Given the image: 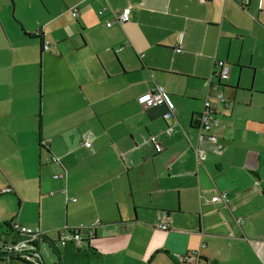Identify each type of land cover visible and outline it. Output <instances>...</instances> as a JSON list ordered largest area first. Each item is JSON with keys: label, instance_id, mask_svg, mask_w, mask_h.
Wrapping results in <instances>:
<instances>
[{"label": "crops", "instance_id": "crops-1", "mask_svg": "<svg viewBox=\"0 0 264 264\" xmlns=\"http://www.w3.org/2000/svg\"><path fill=\"white\" fill-rule=\"evenodd\" d=\"M215 60L231 66L218 140L199 143ZM157 85L169 118L138 100ZM5 187L0 238L13 220L39 228L38 264L41 245L53 264H264V0H0ZM67 227L94 234L61 245Z\"/></svg>", "mask_w": 264, "mask_h": 264}, {"label": "built area", "instance_id": "built-area-1", "mask_svg": "<svg viewBox=\"0 0 264 264\" xmlns=\"http://www.w3.org/2000/svg\"><path fill=\"white\" fill-rule=\"evenodd\" d=\"M75 7L72 8V15L76 16ZM105 8L102 7L99 10V14H104ZM112 19L107 22V25H111L114 22L118 23H125L131 19V7L128 6L124 8L120 12H116L112 14ZM49 41L43 42V49H49ZM180 50V49H179ZM215 68L218 70L216 71L217 74V82L214 83L213 90L210 91L205 99L204 102V109L198 115L197 119V128H198V141L199 143L202 142L204 139L210 140L212 142H217V137L211 134V128L213 125L219 123V119L216 115V103H225L224 93L220 89V86L224 84L229 79L231 66L230 64L226 63L225 61H215L214 63ZM139 102L145 107H154L164 103H167L169 106V110L165 114V118H169L175 114V106L169 101L168 95L164 88L160 85H157L153 90L147 91L142 93L138 96ZM149 141L153 145V147L157 151H161L163 149L162 144L158 141L155 135H151ZM43 145L49 148V143L47 141H43ZM85 145L89 147L91 142L89 140L85 141ZM194 152L198 161H201L205 157V153L202 148L199 147L197 144L194 148ZM54 161H59L56 156L53 157ZM55 177H59V175H55ZM12 190L11 187H5L0 189V194L10 193ZM75 200V198H72ZM214 201L216 200H226L227 193L223 191L212 198ZM241 222L242 220H238ZM10 224V231L11 234L9 239L5 237V240H1L0 238V250L8 253V256H12L15 258H20L25 260L29 263H36L38 264L40 254L37 250V242L39 237L41 236L42 231L39 228H31L19 221H11ZM163 229H167V224L160 225ZM86 232L89 233L90 237L85 238L82 233ZM59 239L58 242L61 245H65L67 242L71 241L75 244L79 245L83 242L89 244V240L93 237L94 228L92 227H75V228H62L58 232ZM8 256L4 257L5 260L10 259ZM179 259L184 262H194L195 264L199 263V256L196 252L189 253L185 256H180ZM207 264H215L214 262H208Z\"/></svg>", "mask_w": 264, "mask_h": 264}, {"label": "trees", "instance_id": "trees-1", "mask_svg": "<svg viewBox=\"0 0 264 264\" xmlns=\"http://www.w3.org/2000/svg\"><path fill=\"white\" fill-rule=\"evenodd\" d=\"M198 123V122H197ZM13 193V191H11L10 193H8V194H12ZM7 225V227H8V229H10V224L9 223H7L6 224ZM57 232H59V230H57ZM45 233L44 232H42L41 233V236H40V238H42L43 236V238H45ZM82 235L83 236H85V238H89L90 237V235H89V233H86V232H83L82 233ZM56 253V252H55ZM6 256H8V253H6V252H4V251H1L0 250V262L1 261H4V257H6ZM10 259V261L12 260V259H17V260H21V261H23L25 264H31V263H29V262H26L25 260H22V259H20V258H15V257H12V256H8ZM60 258V257H59ZM5 262H6V260H5ZM59 264H60V259H59Z\"/></svg>", "mask_w": 264, "mask_h": 264}, {"label": "rangeland", "instance_id": "rangeland-1", "mask_svg": "<svg viewBox=\"0 0 264 264\" xmlns=\"http://www.w3.org/2000/svg\"><path fill=\"white\" fill-rule=\"evenodd\" d=\"M244 91L245 90L243 89V92ZM243 92H241V93H243ZM40 251H41V255L43 256L44 262H46V264H53V255H51V253H48L46 247H44V246L41 245Z\"/></svg>", "mask_w": 264, "mask_h": 264}, {"label": "bare ground", "instance_id": "bare-ground-1", "mask_svg": "<svg viewBox=\"0 0 264 264\" xmlns=\"http://www.w3.org/2000/svg\"><path fill=\"white\" fill-rule=\"evenodd\" d=\"M76 12L78 13V10L76 9ZM122 24V23H121ZM110 26V25H109ZM216 61V60H215ZM165 224H167V223H165ZM161 227V226H160ZM162 228V227H161ZM163 229V228H162ZM192 253V252H191ZM197 253V252H196ZM198 254V253H197ZM187 255V254H186ZM185 256V255H184ZM199 256V255H198ZM184 262V261H183ZM208 263V261L205 263V264H207ZM198 264H201V259H200V257H199V263Z\"/></svg>", "mask_w": 264, "mask_h": 264}]
</instances>
